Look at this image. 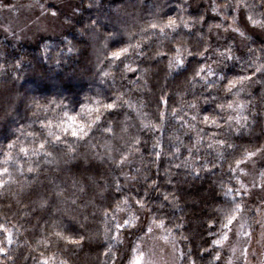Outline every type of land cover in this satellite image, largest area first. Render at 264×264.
Here are the masks:
<instances>
[{"label":"clouds","instance_id":"1","mask_svg":"<svg viewBox=\"0 0 264 264\" xmlns=\"http://www.w3.org/2000/svg\"><path fill=\"white\" fill-rule=\"evenodd\" d=\"M0 264H264V0H0Z\"/></svg>","mask_w":264,"mask_h":264}]
</instances>
